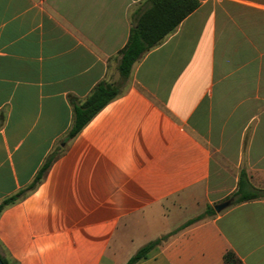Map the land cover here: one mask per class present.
I'll return each instance as SVG.
<instances>
[{"label": "crops", "instance_id": "1", "mask_svg": "<svg viewBox=\"0 0 264 264\" xmlns=\"http://www.w3.org/2000/svg\"><path fill=\"white\" fill-rule=\"evenodd\" d=\"M148 0H0V203L114 75ZM199 6L131 68L123 93L0 212L8 264H264V198L179 229L238 189L264 190V0ZM179 229V230H178Z\"/></svg>", "mask_w": 264, "mask_h": 264}, {"label": "trees", "instance_id": "2", "mask_svg": "<svg viewBox=\"0 0 264 264\" xmlns=\"http://www.w3.org/2000/svg\"><path fill=\"white\" fill-rule=\"evenodd\" d=\"M199 6L197 0H148L146 7L135 13L134 21L130 29L126 45L118 52L119 60L117 70L120 80L112 84L106 80L97 83L83 102H73L72 124L61 141L63 145L72 140L82 128L109 102L119 97L127 84L131 68L146 52L156 46L166 35L171 33L179 23ZM64 146H57L47 157L36 172L31 183L16 194L4 199L0 203V212L5 206L22 199L27 193L33 191L43 180L52 163L63 153ZM246 191V192H242ZM264 198V190L252 188L249 185L247 175L240 173L237 191L226 200L231 205L241 202ZM214 215V209L207 207L206 210L188 220L179 229L206 217ZM178 229V230H179ZM173 233L161 236L140 247L125 264H136L147 258L149 252L162 245ZM4 264L8 262L1 258ZM224 264H243L237 256L227 251L223 255Z\"/></svg>", "mask_w": 264, "mask_h": 264}, {"label": "water", "instance_id": "3", "mask_svg": "<svg viewBox=\"0 0 264 264\" xmlns=\"http://www.w3.org/2000/svg\"><path fill=\"white\" fill-rule=\"evenodd\" d=\"M231 205V201L230 200H226V201H223L217 205L214 206V210L219 213L221 212L222 210L228 208L229 206ZM0 264H4L2 262V260L0 259Z\"/></svg>", "mask_w": 264, "mask_h": 264}, {"label": "rangeland", "instance_id": "4", "mask_svg": "<svg viewBox=\"0 0 264 264\" xmlns=\"http://www.w3.org/2000/svg\"><path fill=\"white\" fill-rule=\"evenodd\" d=\"M119 80H120V77H119L117 68H116L114 75L108 76L106 79L107 82L112 83V84H117ZM242 192H246V191H242Z\"/></svg>", "mask_w": 264, "mask_h": 264}]
</instances>
